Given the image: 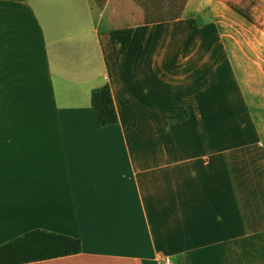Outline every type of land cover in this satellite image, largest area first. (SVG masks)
<instances>
[{"label": "crops", "instance_id": "obj_1", "mask_svg": "<svg viewBox=\"0 0 264 264\" xmlns=\"http://www.w3.org/2000/svg\"><path fill=\"white\" fill-rule=\"evenodd\" d=\"M221 3L250 17L0 0V245L40 229L83 250L27 264H264V4ZM106 85L119 120L97 128Z\"/></svg>", "mask_w": 264, "mask_h": 264}, {"label": "trees", "instance_id": "obj_2", "mask_svg": "<svg viewBox=\"0 0 264 264\" xmlns=\"http://www.w3.org/2000/svg\"><path fill=\"white\" fill-rule=\"evenodd\" d=\"M186 1H181L180 7L178 6L174 12H161L160 8L155 6L156 21L169 22L181 18ZM91 105L97 128L110 127L118 123L119 119L110 86L94 89L91 95ZM187 117L188 110L181 109L170 115V121L172 123L182 122ZM82 250V242L77 238L38 229L0 245V264H27L51 260L77 255Z\"/></svg>", "mask_w": 264, "mask_h": 264}, {"label": "rangeland", "instance_id": "obj_3", "mask_svg": "<svg viewBox=\"0 0 264 264\" xmlns=\"http://www.w3.org/2000/svg\"><path fill=\"white\" fill-rule=\"evenodd\" d=\"M148 1V0H147ZM181 1L185 0H149L148 3L151 4L153 9L152 17L149 19H156L155 6L160 8L159 10L165 12H174L177 7H180ZM225 1V0H224ZM234 2V0H231ZM191 3V12L199 15V17L204 18H241V17H250L247 15V12H238L234 10H227L222 5V0H187L185 4ZM261 4H264V0H260ZM243 13V14H242ZM260 17L264 18V10L260 11Z\"/></svg>", "mask_w": 264, "mask_h": 264}, {"label": "built area", "instance_id": "obj_4", "mask_svg": "<svg viewBox=\"0 0 264 264\" xmlns=\"http://www.w3.org/2000/svg\"><path fill=\"white\" fill-rule=\"evenodd\" d=\"M165 264H171L169 261H166Z\"/></svg>", "mask_w": 264, "mask_h": 264}]
</instances>
